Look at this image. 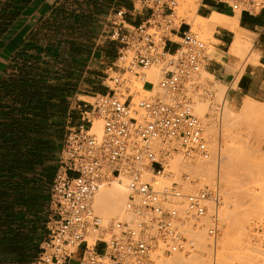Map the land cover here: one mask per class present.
I'll list each match as a JSON object with an SVG mask.
<instances>
[{"label":"built area","instance_id":"obj_1","mask_svg":"<svg viewBox=\"0 0 264 264\" xmlns=\"http://www.w3.org/2000/svg\"><path fill=\"white\" fill-rule=\"evenodd\" d=\"M199 1L201 6L204 0ZM213 1L252 14L264 9V0ZM178 6L179 0H137L136 9L149 11L142 23L127 24L123 8L110 19L100 37L120 43L104 79L110 90L85 102L80 122L68 129L50 185L48 233L32 264H65L80 247L84 250L78 264H162L173 253L195 248L187 225H204L208 203L221 199L219 187L184 192L179 180L159 183L171 176L175 154L211 155L203 122L182 92L184 82L203 68L207 43L191 26L183 28L184 19L178 22ZM155 64L162 66L158 83L162 93L145 80L142 87L145 90L149 82L151 89L145 90L149 94L136 97L125 74L138 75ZM95 118L103 122L102 135L93 130ZM123 174L128 178L126 205L132 216L115 219L106 228L93 199L101 185ZM183 179L192 178L185 174ZM217 233L213 217L207 229L210 241Z\"/></svg>","mask_w":264,"mask_h":264},{"label":"crops","instance_id":"obj_2","mask_svg":"<svg viewBox=\"0 0 264 264\" xmlns=\"http://www.w3.org/2000/svg\"><path fill=\"white\" fill-rule=\"evenodd\" d=\"M136 6L137 0H0V122L13 108L22 107L26 96L41 102V116L59 161L68 129L80 122L85 109L87 100L81 97L100 91L103 73H109L119 54L118 41L100 37L117 9L126 10L127 24L142 23L149 11ZM198 8L202 17L214 12L237 15L238 23L237 29L231 23L214 28V49L202 69L226 85L232 110H240L247 99L264 102V9L256 14L237 12L213 0H204ZM238 33L254 35L257 53L249 57L258 59L247 63L239 77V63L232 62L228 52ZM146 89H151L149 82ZM83 250L80 247L78 256L65 264H78Z\"/></svg>","mask_w":264,"mask_h":264},{"label":"rangeland","instance_id":"obj_3","mask_svg":"<svg viewBox=\"0 0 264 264\" xmlns=\"http://www.w3.org/2000/svg\"><path fill=\"white\" fill-rule=\"evenodd\" d=\"M198 6L200 7V5H198L197 0H191V1L190 0H179V7L177 8V11H178L177 14L179 16L178 22H181V19H184L185 23L183 25V28L186 29L189 26H191L192 30L194 32H197L200 35V37L203 40H205V42L207 43V52L210 53L214 49L212 46L214 42V39H213L214 29H207V27L204 26V23L201 20H200V23L202 24L201 25L200 23L197 24V22H199V19L201 18V16L198 14L199 13ZM197 9H198V13H197ZM237 12H240V11H237ZM222 15L227 16L225 14H222ZM195 20L197 21L195 22L196 25H194ZM203 26L206 27V29ZM252 35H251L252 49L251 51L249 50L244 54L245 57L243 56L242 57L243 59L241 58V60H239L240 61V63L238 62L239 72L237 74V77H239L240 74L244 71V68L247 63H258V59L253 60L249 57V55L252 52H256L254 49V35L253 36ZM175 39L179 41L181 40L180 38H177V37H175ZM108 72L111 73V71H108ZM203 72L204 74H206L204 69H201L194 76L192 80H188L184 82L182 86L183 87L182 92L187 94L191 102V105H193L195 101L200 100V99L205 100V101L207 100V102H209L208 104L209 107L207 108V110L204 111L203 115H197L194 109H193V112L203 122L204 135L208 142L211 155L215 148H217V153H218L219 149L224 148L225 146H231L232 148L231 155L233 157V160H232V157L225 160V162L227 163L224 168V170L226 171V174L223 177H221V175L219 176V171H218L219 165L215 164L214 167L212 165L213 170H215L216 174L214 176L212 175L213 176L211 178L212 180H210L209 178V180L205 182L201 179V175L200 176L196 175L198 173H196L195 169H193L194 171H191V169L188 170L187 168L186 170L185 166L180 167L181 164L184 165L183 160H190V158L194 159V155L198 156L199 154H193L192 156H185L184 154H182V152H179L174 155L175 157H177V155L182 154L183 156L182 155H179V156L183 157V160L182 162H180L181 164L180 163L176 164L177 167H173L170 164L169 171H171V176L170 178H166L165 181L162 183H169V181L167 182V180L171 181L173 179L174 180L178 179L179 181L184 183L186 181L183 179L184 175L190 174L191 178L192 177L194 178L190 180L191 184L192 182L194 183V187L192 190L188 189L186 186H184V184L186 183L185 182L184 184H182L187 189V190H184V192L197 191L201 188H204L207 185L212 186V187L218 186L221 192V199L218 203L209 202V203H213L214 208L210 212L208 211V214L206 215L207 217L206 219L208 220L207 221L208 225L206 224L207 225L206 227L202 226V227L197 228L189 224L187 225V229L189 230L191 229L190 232L193 235V237H196V235H194V230L199 229V231H201L203 230V228L205 229L207 244L209 246L213 245L211 255H209L208 252L204 253V255L202 256L188 255L186 256L187 259L189 257L190 258L188 259L187 262L188 264H192V263L200 264V260H201L204 264H264V132H263V127L258 126L257 124L249 127L250 125L248 126V123L246 124L244 123L242 125L239 124L240 126L239 125L234 126L233 127L234 129L230 128L229 131H226L225 129H223L220 123V114H221V109L224 103H223V99L222 101H220L217 98V93H216L217 91L215 89V86L219 82L215 81L212 75L210 76L207 74L208 76L206 75L205 77L202 76L204 75L202 74ZM103 74L104 76H106V73H103ZM146 75H147V78L144 79ZM162 76H163V73H162L161 65H153L150 68L143 69L140 71V74L138 75L134 73L125 74V77L129 78L130 80L131 92L134 93L136 97L145 96L149 94V93H146V91L142 87L145 80L152 81L155 84L156 93L158 94L162 93V90L158 88V83L162 79ZM99 88H100V91L97 90L95 92V95L98 92L102 93L101 92L102 90H105V92H108L110 90L108 85H106V83L104 82V79H101ZM225 88L227 89L226 85H225ZM91 96H94V95H91ZM91 96H82L81 98L83 100H87L85 102L90 104L91 102H94V98ZM226 105L228 106V102ZM232 111L238 112L239 110L238 111L232 110ZM97 119L95 118L94 124L95 122H97L96 121ZM212 127L214 128L213 129L214 133L211 136V134L209 135L206 128L209 129ZM236 127L237 129H235ZM102 129H103V126H102ZM231 135H232L231 139L227 137ZM60 144L62 143L59 142L58 145L60 146ZM236 153H239V154H236ZM211 155L209 158H211ZM56 157L57 155L55 154L52 160L48 161L44 165L45 167L40 166L39 170H42V169H46V171L56 170V168L58 167V159ZM237 161L240 163H238ZM242 162H244L245 164H241ZM39 174L42 175L43 173H39ZM113 181L105 184L104 186L112 185L111 183ZM199 183H201L202 185ZM50 185H51V182H47L44 187L45 188L44 191L48 196H50ZM184 187L183 189H185ZM47 203H46L45 209L47 208ZM181 209L183 210V205L181 206ZM19 210L26 211V207L20 206ZM44 212L46 211L44 210ZM96 213L98 212L96 211ZM101 217L103 218V216ZM125 217H126L125 219H127V217L130 218V214L126 213ZM213 217H216L217 219V225H218L217 236L218 237L216 236L214 242L210 241L212 243L211 244L210 242H208L210 239L208 238L207 229L209 225L212 223ZM27 220L29 222L27 221V224L26 223L24 224L30 225V226L35 225L37 228L33 229L29 227V229H25L24 226H19L18 224L20 223H18L14 225L15 227H12L13 231H10V229L9 230L4 229L1 233L4 237L7 234V232H9V234L14 233L15 234L14 239L19 238V236H16L18 233L24 234V235L30 234L32 238L30 239L31 244L28 246L29 251L28 250L25 251V257H29L28 254L31 252L30 247L33 250L36 248L35 247L36 241H40V244H41L44 238L46 237L48 233L47 227H46L47 221H48V212H47V217L45 216V214H40L38 218H36L33 213H30L27 216ZM113 220L115 219H112V220L110 219L108 222L104 223V219H103L104 226L108 228L110 226V223ZM9 238H12V237L9 236ZM94 240H95L94 237L89 238L90 244H93L95 242ZM8 241H11V240L9 239H7V241L3 240L1 241V243H3L4 245L5 243H8ZM218 242L219 244L216 245ZM2 248H6L5 251L6 250L8 251L11 250V252L16 251L15 246H12V247L3 246ZM195 248H197L196 245H195ZM186 252L187 251H184V253ZM176 253H181V252H176ZM176 253H173L170 257H166L165 258L166 260L164 259L162 261V264L175 263L174 255ZM207 253H208V256H207ZM30 255L32 257L34 255V252L32 251ZM77 256H78V253H77ZM11 258L14 262L19 264L20 259L22 257L14 256ZM31 262L32 261H29L27 263H21V264H32Z\"/></svg>","mask_w":264,"mask_h":264},{"label":"trees","instance_id":"obj_4","mask_svg":"<svg viewBox=\"0 0 264 264\" xmlns=\"http://www.w3.org/2000/svg\"><path fill=\"white\" fill-rule=\"evenodd\" d=\"M101 92L106 93L105 90ZM27 98L28 96L25 97L22 107L13 108L4 121L0 122V264H17L11 258L14 256L22 257L19 264L33 262L39 254L41 244L40 241H36V248L33 250L30 247L34 255L31 257L30 252L29 257H25V251H29L28 246L31 244L30 234L18 233L16 236L19 238L14 239V233L7 232L6 238L1 233L4 229L13 231L12 227L18 223L25 229L29 227L36 229L35 225H26L30 213L36 218L40 214L47 217L49 196L45 193L44 187L47 182L53 181L58 169L57 167L56 170H39L40 166L45 167L44 165L52 160L55 143L43 122L41 102L28 101ZM29 105L33 108L31 109ZM30 111L35 114L32 115ZM20 206L26 207V211L19 210ZM7 239L11 241L3 245L1 241ZM3 246H15L16 251H5L6 248H2Z\"/></svg>","mask_w":264,"mask_h":264},{"label":"bare ground","instance_id":"obj_5","mask_svg":"<svg viewBox=\"0 0 264 264\" xmlns=\"http://www.w3.org/2000/svg\"><path fill=\"white\" fill-rule=\"evenodd\" d=\"M191 1V0H190ZM198 1V5L200 4V1ZM181 2V1H180ZM179 7V6H178ZM177 7V8H178ZM186 10V9H185ZM178 13V11H177ZM199 17V16H198ZM197 18V16H196ZM200 20L204 23V26L207 27V29H214L217 25H226L228 23H231V24H234V26L236 27V29L238 28L237 25V15L236 17H227V16H224L222 15L221 13H218V12H214L211 16L209 17H202L199 19V22H197L196 20L194 21L198 23H200ZM202 23H200L201 25ZM196 25V23L194 24ZM203 26V27H204ZM232 26V25H231ZM206 27H204L206 29ZM239 30V29H238ZM246 33V32H245ZM237 38L235 39L234 41V44L233 46L231 47L230 51V60L232 62H239V60H241V58L244 56V54L247 52V51H251L252 49V42H251V36H246V35H243V34H240L238 33L237 34ZM253 36V35H252ZM253 54V53H252ZM251 54V58H255L254 57V54L252 55ZM245 57V56H244ZM243 59V58H242ZM156 65V64H155ZM228 65V64H227ZM237 65V64H236ZM153 66V65H151ZM151 66L147 67V68H150ZM145 68V69H147ZM242 68V67H241ZM242 70V69H241ZM146 73V72H145ZM206 73V72H205ZM204 74V72L202 73ZM208 73L202 75L205 77L208 76L207 75ZM148 75V74H147ZM147 75L144 77L147 78ZM211 76V75H210ZM209 76V77H210ZM149 77V76H148ZM215 89H216V93H217V98L222 101L223 99V107L221 109V114H220V123H221V126L223 127V129H225L226 131H229L230 128H233L234 126H237L239 124H246L248 123V126L251 127L253 125H258V126H261L263 127V132H264V102H256V101H251V100H246L243 104V106L240 108V110L238 112H234L232 111L226 104H227V100L225 98V93H226V88H225V85L222 84V83H217V85L215 86ZM209 102H207V100H197L195 101V103H193V106L192 108L194 109L195 113H197V115H203L204 111L207 110V108L209 107ZM209 110V109H208ZM219 115V114H218ZM97 119V118H96ZM101 120V118H98ZM96 120L97 122H95L94 126H93V130L94 132H96L98 135H102L103 133V129H102V126H103V122H101L100 120ZM205 119V118H204ZM213 119V118H212ZM100 121V122H98ZM213 122V120H212ZM211 122V124H212ZM210 123V122H209ZM218 123V122H217ZM208 125V124H207ZM240 126V125H239ZM247 126V125H246ZM247 128V127H246ZM214 128H209L206 130L208 131L209 135L214 133L213 130ZM234 129V128H233ZM237 129V127L235 128ZM250 129V128H249ZM207 133V134H208ZM228 138L231 139L232 135L231 136H227ZM209 138V137H208ZM207 138V139H208ZM235 138V137H234ZM236 139V138H235ZM234 139V140H235ZM227 140V139H226ZM215 145V144H214ZM222 147V146H221ZM219 149V148H218ZM231 146H225L224 148H221L219 149V152L217 153V148H215L212 152V155H211V158H202V156L200 157L199 155L198 156H195L194 155V159H191L190 160H183V157L179 156V155H182V154H179L177 155V157L174 156V158L172 159V162H170V164L173 166V167H177L176 164L182 162H184V165L183 164H179L180 167L181 166H185V169L187 168L188 170L191 169V171H194L193 169L196 170V175H201V179L203 181H207L209 180H212L211 178L216 174L215 173V170H213V167L214 165L218 164L219 165V176L221 175V177L225 176L226 174V171L224 170L225 168V165L227 164L225 162V160H227L228 158H231L232 157V153H231ZM235 153V151H234ZM236 154H239V153H236ZM247 154V153H246ZM183 156V155H182ZM241 156V155H239ZM187 159V158H186ZM232 160H233V157H232ZM249 160V159H248ZM235 161V160H234ZM233 161V162H234ZM240 161V160H239ZM238 162V161H237ZM236 163V162H235ZM240 163V162H238ZM241 164H245L244 162H242ZM213 165V167H212ZM240 165V164H239ZM171 166V168H172ZM256 166V165H255ZM179 167V166H178ZM253 167V166H252ZM183 168V167H182ZM170 169V167H169ZM186 169V170H187ZM248 169V168H247ZM221 170V171H220ZM252 171V170H251ZM193 173V172H192ZM213 175V176H212ZM126 175H121L119 178H115L111 184L112 185H107V186H104L105 184L101 185L100 188L97 190L95 196H94V199H93V206H94V209L95 211H97L98 213L101 214V216H103L102 219H104V223L108 222L110 219H125V214L126 213H129V211H127V200H128V194L130 193L129 192V189L127 187V183H128V180L127 178H125ZM149 177V176H147ZM250 177V176H249ZM122 178V179H121ZM170 178V177H169ZM178 178V177H177ZM193 178V177H192ZM200 178V177H199ZM244 178V177H243ZM242 178V179H243ZM251 178V177H250ZM194 179V178H193ZM245 179V178H244ZM119 180V181H118ZM178 180V179H176ZM200 180V179H199ZM201 180V181H202ZM165 179L161 178L159 180V183H162L164 182ZM170 181V180H167V182ZM186 182V183H185ZM184 183L182 182V184H184V186H186L188 189H193L194 187V183L192 182L191 184V181L190 180H186ZM204 182V183H205ZM201 184V183H199ZM203 184V182H202ZM201 184V185H202ZM183 186V187H184ZM185 188V187H184ZM183 190H187L186 188L183 189ZM190 190V191H191ZM242 193V192H241ZM237 197V196H236ZM238 199V198H237ZM239 200V199H238ZM234 201V200H233ZM242 201V200H241ZM126 206V207H125ZM184 207V205H183ZM126 208V210H125ZM213 203H209L208 204V211L210 212L211 210H213ZM215 210V209H214ZM127 211V212H126ZM221 212V211H220ZM97 213V214H98ZM98 214V215H100ZM218 214V213H217ZM233 214V213H232ZM232 216V215H231ZM129 217V216H128ZM127 217V218H128ZM130 218H131V214H130ZM207 217L204 218V222H203V227H206L208 225L207 223ZM223 219V218H222ZM207 224V225H206ZM191 228V227H190ZM198 228V227H197ZM191 230V229H190ZM198 230V231H197ZM201 230V229H200ZM196 232V233H195ZM194 235H196V237H194L196 239V246L197 248L195 249H192L190 251H187L186 253L184 252H181V253H176L174 255V258H175V263L173 264H188V258L186 256L188 255H195V256H202L204 255V253L208 252L209 255H211V251L213 249V245L212 246H209L207 244V241H206V232H205V229L203 228V230L199 231V229H196L194 230ZM218 237V236H217ZM223 237V235H222ZM221 239V238H220ZM223 239V238H222ZM210 242V240L208 241ZM212 242V241H211ZM210 242V243H211ZM221 242V241H219ZM219 242L216 244L218 245ZM216 243V242H215ZM224 243V242H223ZM222 243V244H223ZM212 244V243H211ZM215 247V246H214ZM217 247V246H216ZM214 251V250H213ZM217 251V250H216ZM215 252V251H214ZM213 252V253H214ZM208 253H207V256H208ZM212 253V255H213ZM170 257V256H169ZM192 257V256H191ZM194 258V257H193ZM203 259V257H202ZM211 259V258H210ZM166 260V259H165ZM174 261V260H173ZM191 261V260H190ZM205 261V260H204ZM195 262V261H193ZM193 264V263H192ZM200 264H204L201 260H200Z\"/></svg>","mask_w":264,"mask_h":264}]
</instances>
